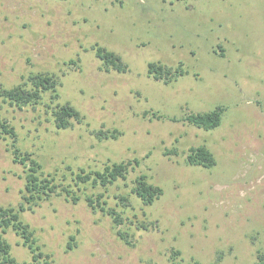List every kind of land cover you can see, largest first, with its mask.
I'll use <instances>...</instances> for the list:
<instances>
[{"label":"rangeland","instance_id":"rangeland-1","mask_svg":"<svg viewBox=\"0 0 264 264\" xmlns=\"http://www.w3.org/2000/svg\"><path fill=\"white\" fill-rule=\"evenodd\" d=\"M96 46L126 70L106 71ZM150 62L185 74L166 85L148 76ZM36 74L54 77L55 91L21 108L0 101V117L46 174L59 182L72 169L139 165L107 188L82 187L76 203L61 194L25 210L38 262L13 230L0 228L17 262H264V0H0V85ZM66 104L80 120L58 129L52 112ZM216 108L223 112L215 129L180 121ZM112 129L117 139L95 134ZM198 146L215 166L186 164ZM9 149L0 139V206L18 207L24 169ZM140 175L162 189L152 205L131 192ZM101 193L122 225L88 206L85 196Z\"/></svg>","mask_w":264,"mask_h":264},{"label":"trees","instance_id":"trees-1","mask_svg":"<svg viewBox=\"0 0 264 264\" xmlns=\"http://www.w3.org/2000/svg\"><path fill=\"white\" fill-rule=\"evenodd\" d=\"M96 55L103 62V67L106 71L110 68L118 72H124L126 70V65L117 54L109 52L103 47L96 46ZM147 74L152 77L153 80H161L167 85L185 73L181 69V66L173 69L160 63L150 62L147 64ZM26 82L25 84L10 88L0 85V101L18 108L36 105L42 99V94L51 91L54 92L57 84L55 78L48 74L31 75ZM222 112L223 110L221 108H216L211 112L186 115L180 121L208 131L220 125ZM52 113L55 126L58 129L68 128L72 119H76L77 121L80 120L79 112L69 104L58 105ZM173 121L178 120L173 119ZM95 134L99 140L109 138L117 139V137L121 135L116 129L106 132L99 130L96 131ZM0 139L10 140L9 150L12 161L23 167L25 180L24 188L21 191L23 202L20 203L18 207L0 206V228L2 232H6L8 229L15 232L21 239V245L27 248L32 255L33 262H38L42 253H40V248L36 244L33 231L21 218V214L25 210H32L33 207L38 206L41 202L49 200L54 195L61 194H64L69 200L76 203L79 200L77 192L81 190L82 187L107 188L119 179H125L128 174L129 166L132 164L139 165L138 160H129L126 162L122 161L105 164L101 170L93 171H84L83 169L74 170L68 167L69 170L72 169L69 172V178L64 176V178L58 182L54 175L45 173L42 163L33 153L24 151L20 148L18 145V134L14 127L1 117ZM186 164L208 169L215 166L216 160L214 155L205 146H198L189 149L186 156ZM131 192L139 198L144 205H152L163 194L162 189L151 184L145 175H140L136 178ZM85 197L91 209L100 210L109 215L115 225L123 224L121 213H118L114 208L108 206L103 193L86 195ZM118 199L120 202L127 201L124 196H119ZM123 206L126 207L128 205L123 204ZM259 258L261 260L260 264H264L262 256ZM0 264H20L11 255V246L2 236H0Z\"/></svg>","mask_w":264,"mask_h":264}]
</instances>
